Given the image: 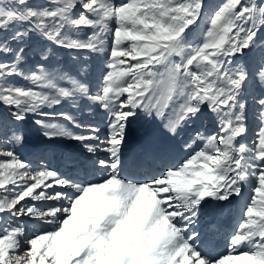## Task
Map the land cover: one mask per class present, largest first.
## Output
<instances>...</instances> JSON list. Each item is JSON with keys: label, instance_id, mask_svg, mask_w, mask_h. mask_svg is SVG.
Here are the masks:
<instances>
[{"label": "snow or ice", "instance_id": "6c2138e0", "mask_svg": "<svg viewBox=\"0 0 264 264\" xmlns=\"http://www.w3.org/2000/svg\"><path fill=\"white\" fill-rule=\"evenodd\" d=\"M205 8V0H0V136L23 146L20 125L36 116L48 142L34 152L38 163L53 142L74 141L79 156L61 159L85 174L65 178L0 150V264H264V0ZM94 107L109 117L103 138L74 114ZM157 118L170 140L192 128L189 154L137 179L155 155L139 124ZM246 189L227 254L204 252L190 225L209 201Z\"/></svg>", "mask_w": 264, "mask_h": 264}, {"label": "bare ground", "instance_id": "6f19581e", "mask_svg": "<svg viewBox=\"0 0 264 264\" xmlns=\"http://www.w3.org/2000/svg\"><path fill=\"white\" fill-rule=\"evenodd\" d=\"M102 112H104V111L102 110ZM105 115H106V113H105ZM106 117H104L105 121L107 120ZM101 119L99 117V120H101ZM99 120H96V121H99ZM105 121H103V122L101 121L100 124L101 123L104 124ZM159 126L157 128H155L154 131H152L154 134V137L152 136L153 137L152 150L155 153V155L150 156L145 161L143 166L137 170V172H136V178L137 179H140V178H143L146 176L147 177L158 176L160 173V169H162L165 165H168V166L175 165L182 158H185L189 153L188 150L184 148V145L182 143H180V141H181V140H179L180 138L178 139L176 137L174 140H170L167 133L165 132V130H163L162 128H160L161 126L160 127ZM252 135H253L252 129H249L248 136L246 137L245 140H248L249 138H251ZM141 142L142 141H140V143ZM56 145L60 146L62 149L66 147V145L62 144L61 142L60 143L57 142ZM54 147H57V146H54ZM193 147L195 148L196 146L193 145ZM55 149H52V150H55ZM58 149H59V147H58ZM62 149H60V150H62ZM73 149H74V147H73ZM79 154H80V152H79ZM51 157H53V156H51ZM44 161L45 160L39 161V163H38V161L34 160V164H35V166H39V164H45L46 162H44ZM58 162L60 165L61 162L60 161H58ZM56 169L59 170L61 172L62 176H64L65 178L75 177L78 175V178L80 181H83L85 179V174L82 171L78 174L75 172H68L67 173L68 175H66V173H63L64 170H61L59 168H56ZM98 173H100V172H96L94 175L92 173H89L87 176V179L92 180V179H94V177L98 178L100 175L102 176V173H100V174H98ZM56 190H61V189L57 188ZM247 192H246V194H247ZM243 201H244V196H242V198L240 200H237L236 212L234 211V213L232 215H229L225 218L222 217L223 216L222 210H224L223 209V206H224L223 202L211 201L212 207L210 206L207 209V205L205 206L207 211L201 212V215L204 214L205 216H203V218H202V216L199 217V215H198V217L195 219V222L192 225H190V229L192 231H196V232L200 233V238L198 240H196V244L198 245V247L203 249L204 252L209 253L213 256H217V257L222 255V254L224 255V253L226 252L225 247H227V252H228V237L230 236V234H233V229H235V227L237 226L236 224L238 221H236V219H237V217H239L240 213L242 212L241 203ZM233 208H235V207H233ZM224 216H225V213H224Z\"/></svg>", "mask_w": 264, "mask_h": 264}, {"label": "rangeland", "instance_id": "374dc122", "mask_svg": "<svg viewBox=\"0 0 264 264\" xmlns=\"http://www.w3.org/2000/svg\"><path fill=\"white\" fill-rule=\"evenodd\" d=\"M221 2H222V0H205V5H206L205 12H208L209 11V7L210 6L219 4ZM204 24H205V21L203 19H201L200 21H198L197 25L193 27V31L194 32H202V30L204 28ZM262 31H264V30H262ZM174 59H175V61L177 63L179 62V58L178 57L177 58H174ZM237 60H241V58L240 57H237ZM161 71H163V69H161ZM13 82L14 83H17V84H23L24 83L23 81H20L18 79H14ZM94 108L88 109V110L84 111L83 113H81V112H75L74 114L79 119H81L83 121H86V122L87 121H92V122L96 123L98 125L99 129H100V133L99 134H100V136H102L101 138H103L105 136L106 132H107V122H108L109 117H108L107 114L105 115V112H102L103 109H96V108L94 109ZM45 110L46 111H60L61 110V107L60 106H57L55 109H45ZM63 110H68L67 105L64 106ZM3 111L4 110L2 108H0V113H2ZM99 117H100V119L101 118L102 119L99 120ZM104 117H106V119H107L106 121L104 120L105 119ZM37 118L38 117H36V116L29 115L28 119L22 125H20V128L24 131V134H25V142H24V145L23 146L15 145V144H13L11 142H4L3 136H0V150H3V151L13 150V151H15L16 154L18 156H20L22 159H25L26 161L30 162L32 164V167L34 169L36 167H38V166H35V164H34V160L38 161L37 160V156L34 155L35 150L38 147H44L45 145L48 144V142L47 141H44L43 140V137L40 135V132L42 130H40L38 128V126H36L33 123V121L35 119H37ZM151 119H152L151 117H148V120H151ZM157 119L154 122L150 123V124L149 123H145L144 121H141L140 124H139V127H141L142 130H148V131H150L151 134H153L152 131H154V129L157 128L159 125L161 126V127L160 126L159 127L164 130L163 124L161 123V121L159 119L158 120ZM96 120H99V121H96ZM101 121L102 122L105 121L104 124L103 123L100 124ZM59 122L66 123L65 121H62V120L59 121ZM253 128H255V124L254 123H253V125H252V127L250 129H253ZM212 130L213 129L211 128V126H209V129H208L209 134H210V132ZM191 134H192V128L189 127V129L187 131H182L177 136V138L178 139L180 138L179 139V140H181L180 143H182L184 145V142L188 139L189 135H191ZM152 136L154 137V134ZM153 137H152V141H153ZM245 139H246V137H245ZM57 142H59V143L61 142L62 144H65L66 147L62 149L60 146L56 145ZM134 143L141 144L142 142L140 143V140L139 139H136L134 141ZM53 144L54 145H53V148L52 149H55V148L56 149L51 151L52 153L49 155V157L47 159H44L45 160L44 162H46L45 165H48L49 167H52L54 169L59 168L61 170H64L63 173H66V175H68L67 173L69 172V170L67 168H65L64 165L62 164L63 162H62L61 157H62L63 154L68 153V152H71L74 155H78L79 156L80 147L78 146L77 142L67 141V140L55 141V142H53ZM54 146H57V147H54ZM194 146L199 147L200 145L199 144H196ZM58 147H59V149H58ZM73 147H74V149H73ZM60 149H62V150H60ZM51 156H53V157H51ZM0 159H2V157H0ZM56 161L57 162L60 161L61 162L60 165H59V162L57 163ZM98 174H100V173H98ZM99 177H101V175ZM247 191L248 190L246 189V191L244 192V195H243L244 196V201L241 203L242 206L246 202L245 199L248 196V192ZM246 192H247V194H246ZM241 198L242 197H232L228 201L223 202V205H224L223 206V209L224 210H222V213H223V216L222 217L223 218H225V217H227L229 215H232L234 213V211L236 212V203H237V200H240ZM211 204L212 203L210 201L209 204L207 205V209L210 206L212 207ZM41 206H43V205H41ZM233 207H235V208H233ZM224 213H225V216H224ZM241 213H240L239 217H237V219H236V221H238V222L241 219ZM200 216H202V218H203V216H205V215L204 214H202V215L200 214L199 217ZM238 222H237L236 225H238ZM29 226L31 227V224ZM37 226H39V225H37ZM233 232H234V229H233ZM225 249H226V252L224 253V255L227 254V247H225Z\"/></svg>", "mask_w": 264, "mask_h": 264}]
</instances>
